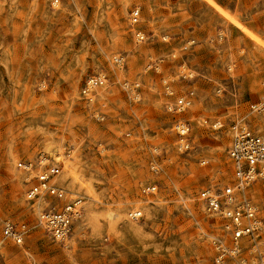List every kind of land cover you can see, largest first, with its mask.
<instances>
[{
  "label": "rangeland",
  "instance_id": "obj_1",
  "mask_svg": "<svg viewBox=\"0 0 264 264\" xmlns=\"http://www.w3.org/2000/svg\"><path fill=\"white\" fill-rule=\"evenodd\" d=\"M96 75L106 81L88 100L82 86ZM163 79L190 94L182 114L167 111ZM260 97L264 0H0V217L28 228L20 245L0 230V264H213V240L228 237L199 192L234 181L231 121L264 136V114L249 109ZM179 118L190 126L185 152ZM54 143L73 167L54 181L95 217L85 210L65 243L38 223L16 165ZM149 183L156 192L143 194ZM260 183L245 189L258 202Z\"/></svg>",
  "mask_w": 264,
  "mask_h": 264
},
{
  "label": "built area",
  "instance_id": "obj_2",
  "mask_svg": "<svg viewBox=\"0 0 264 264\" xmlns=\"http://www.w3.org/2000/svg\"><path fill=\"white\" fill-rule=\"evenodd\" d=\"M140 9L134 7L130 13L132 23H137ZM138 42H142L144 34H135ZM117 66L123 65V58L113 59ZM105 75L88 77L83 86L82 94L88 100L94 88L103 85ZM164 94L173 101L166 105L167 111L180 115L191 105L188 95L175 96L170 82L162 80ZM131 93H136V87L128 83L125 85ZM133 86H136L133 85ZM251 113L264 114V97L249 105ZM212 128H220L219 121L214 122ZM231 143L228 147V157L231 161L234 181L219 188H204L199 192L205 210L218 216L228 242L215 239L212 245L215 250L213 264H264V199L261 202L253 200L245 193V189L257 180H264V136H261L245 122L233 120L229 124ZM178 137L177 149L180 152L190 150V126L188 122L179 118L173 125ZM66 151V153H65ZM66 156L70 150L64 148ZM17 168L23 173V181L28 188L25 192L30 209L34 212L38 223L55 241L65 243L73 233V229L84 215L83 198L73 196L66 199V190L59 186L54 179L60 174L62 166L58 159L45 152H39L35 158L17 161ZM149 170L158 171L154 162H150ZM157 185L149 183L142 187L143 194L155 193ZM131 220L142 217V211L131 209L128 212ZM0 230L4 240L16 245L23 243L28 228L24 222L15 221L10 217H0ZM244 238L247 241L244 242Z\"/></svg>",
  "mask_w": 264,
  "mask_h": 264
},
{
  "label": "bare ground",
  "instance_id": "obj_3",
  "mask_svg": "<svg viewBox=\"0 0 264 264\" xmlns=\"http://www.w3.org/2000/svg\"><path fill=\"white\" fill-rule=\"evenodd\" d=\"M47 143V142H46ZM58 143V142H57ZM50 144V143H49ZM48 146V145H47ZM54 146H55V143H54ZM53 146H51V148H52ZM50 148V149H51ZM53 151L51 152V154H53L57 159H60V163H61V166H62V170H64V171H69V172H71L72 170H73V167H71L72 165L70 164V162H69V160L67 159V158H65L64 157V155H63V153H62V151H61V149L60 148H58V146H55L53 149H52ZM75 166V165H74ZM75 168V167H74ZM62 170H61V172H62ZM74 170H76V169H74ZM75 171H73L72 173L73 174H75L74 173ZM65 174V173H64ZM66 175V174H65ZM78 175V174H77ZM68 176V175H67ZM66 176H64V175H62L61 176V173L55 178V180L57 179V180H61V179H63V181H65V178ZM65 178V179H64ZM62 181V180H61ZM62 181V182H63ZM73 181V180H72ZM82 181V180H81ZM78 182V181H77ZM58 183H60V182H58ZM57 183V184H58ZM72 183V182H71ZM64 184H65V182H64ZM70 184V183H69ZM74 184V183H73ZM72 185V184H71ZM70 185V186H71ZM75 188V187H74ZM91 197V196H90ZM89 198V197H88ZM90 200V199H89ZM86 210V212H87V217H88V219L89 220H93L95 217H94V208H92L91 206H87V208H84V211ZM110 213V212H109Z\"/></svg>",
  "mask_w": 264,
  "mask_h": 264
},
{
  "label": "crops",
  "instance_id": "obj_4",
  "mask_svg": "<svg viewBox=\"0 0 264 264\" xmlns=\"http://www.w3.org/2000/svg\"><path fill=\"white\" fill-rule=\"evenodd\" d=\"M225 22V21H224ZM244 36V35H243ZM245 37V36H244ZM223 38V37H222ZM246 38V37H245ZM248 39V38H247ZM220 40H222V39H220ZM262 97H260L259 99H257V100H254V101H251L250 102V104H252V103H256V102H258V101H260V99H261ZM262 183V184H264V180H257V181H255L254 183H252V184H255V183H257V184H259V183ZM260 183V184H261ZM247 196H249V195H247ZM252 199L254 200V198L252 197ZM258 202V201H257ZM259 202H261V201H259Z\"/></svg>",
  "mask_w": 264,
  "mask_h": 264
}]
</instances>
